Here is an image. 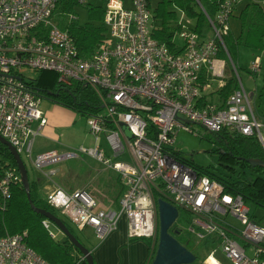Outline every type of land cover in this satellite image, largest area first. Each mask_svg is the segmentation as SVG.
Segmentation results:
<instances>
[{
    "label": "built area",
    "instance_id": "1",
    "mask_svg": "<svg viewBox=\"0 0 264 264\" xmlns=\"http://www.w3.org/2000/svg\"><path fill=\"white\" fill-rule=\"evenodd\" d=\"M59 2L0 0V134L43 175L53 178L57 169L48 167L80 155L57 149L34 153L35 138L48 123L42 109L45 96L21 70H51L66 84L89 85L104 107L87 117L95 144L79 150L117 172L124 189L119 209L96 208L97 199L86 188L69 192L57 186L46 194L47 202L75 227L92 228L100 239L124 216L130 238L155 240L158 192L190 213L187 230L192 240L207 245L203 264H223L220 253L232 264H264V225L251 216L243 196L227 192L221 181L199 172L175 146L181 130L195 132L192 123L212 132L225 128L256 134L264 146V117L257 113L224 40L237 12L247 5L264 7V0H219L213 12L198 0L210 28L202 35L180 11L176 49L153 35L149 0H105L108 36L91 57L80 55L74 36L63 26ZM78 2L88 6V0ZM77 19V13L68 14L69 22ZM222 49L237 76H226V59L219 57ZM261 64L256 55L253 72ZM233 77L236 86L226 101L207 98ZM22 182L18 166L0 165V209L8 207L13 186ZM43 224L53 238L62 233L48 218ZM28 234L0 231V264H55L27 243ZM212 257L216 259L210 261Z\"/></svg>",
    "mask_w": 264,
    "mask_h": 264
},
{
    "label": "trees",
    "instance_id": "2",
    "mask_svg": "<svg viewBox=\"0 0 264 264\" xmlns=\"http://www.w3.org/2000/svg\"><path fill=\"white\" fill-rule=\"evenodd\" d=\"M152 1L149 0L155 19L153 35L166 42L172 49H176L174 38L182 28L179 24L180 11H184L194 21V29L202 35H206L208 28H210L207 16L200 7L198 0H159L155 6ZM200 1L209 12H213L219 0ZM82 7L84 6L80 5L78 0H60L58 5L59 19L61 22H65L63 26L74 36L80 55L91 57L99 44L108 36L109 30L104 24L105 4L88 5L89 20L86 23L80 22V16L79 19L69 22L68 14H79ZM234 18H238L240 22V33L237 35L233 31L231 23V29L224 36V40L233 61L236 63L241 45L255 50H264V7L247 5L240 9ZM219 57L228 58V54L222 49ZM59 78V74L55 71L42 70L37 78H30L31 81L29 82L40 93L52 97L83 116L88 117L103 110V102L93 87L78 82L66 84ZM235 86L234 77L230 78L227 84L219 89L211 99L218 98V100L226 101ZM49 91L54 93L49 94ZM212 133L214 142L219 146L214 151L218 153V165L220 167L200 165L193 159L188 160L184 157L182 159L193 165L199 172L221 181L227 192L241 194L248 205L256 204L264 208V166L254 165L248 161L249 158L264 160V146L259 137L256 134L244 135L238 132H230L225 128ZM0 165L18 166L10 147L1 141ZM30 181L31 197L35 205L50 210L61 217L58 210L47 202L35 180L30 177ZM154 195L157 202L159 198H167L158 192ZM179 209V218L172 226L171 232L194 252V242L187 230V226L191 222V215L186 209ZM251 216L257 220L256 215L252 212ZM46 218L44 214L37 212L32 206L23 182L17 183L12 188L8 207L0 209V231L3 234L6 232L17 234L28 230L27 243L52 263L89 264L86 257L82 258L84 256L82 251L63 232L57 238L50 235L49 230L43 224V220ZM64 221L79 240L88 246L77 234L72 222L70 221L71 225L65 219ZM53 228L56 227L53 226ZM142 238L148 241L151 252L150 259L145 264H152L160 241L159 224L156 240L147 237ZM94 262L97 264L96 259Z\"/></svg>",
    "mask_w": 264,
    "mask_h": 264
},
{
    "label": "rangeland",
    "instance_id": "3",
    "mask_svg": "<svg viewBox=\"0 0 264 264\" xmlns=\"http://www.w3.org/2000/svg\"><path fill=\"white\" fill-rule=\"evenodd\" d=\"M158 1L159 0L152 1L154 6L157 5ZM104 2L105 0H88V5L90 4H93V5L103 4L104 5ZM78 15L80 16L81 23H86L89 20L87 5H85L79 10ZM56 17H58V14H56ZM232 29L237 35L240 33V22L238 18L233 19ZM177 41L181 42V39L177 37ZM256 55L261 56L263 60V65L258 70V72L255 73L253 72V69H252V62ZM225 59L227 62L226 76H230L232 74L237 76V73L232 66L230 58L228 57ZM236 64L238 66L240 76L242 77L247 90L250 93L256 89H257V92H260L262 89V86H264V50H255V49L246 47L244 45H241L239 58ZM21 71L24 72L26 77L28 78H37L40 75L39 70L31 69L28 67L22 68ZM42 101H43L42 108L46 110L45 105H46V102L48 101V98L45 96L42 98ZM87 120H88L87 116H83L82 114H79V121L77 125L68 134L67 139H66L67 142L70 143L69 147L57 149L59 151L71 150L74 152H78L80 156L72 157L62 162L61 164L60 163L54 164L48 167L49 170L52 168H56L57 171H59L58 169L60 167H63L65 172H67L66 176L61 177L60 172H59L57 175L53 176V178L46 177L45 175L42 174L41 171H39L37 168H35L32 165L30 159L26 155H23V158L28 167L31 179L37 176H45L46 178H49V184H55L56 182H60L61 185L66 190H68L69 192H72L75 189L84 186L86 183L90 182L92 178L96 177L97 175L99 176L102 173L100 172L102 169V164L99 163L100 161L98 160L96 161V159L93 158L92 156L83 154L79 150L81 145L86 144V141H85L86 133H87V129L89 128ZM192 126L195 132L192 133L186 130H181L176 135V143H175L176 148L179 149L182 152L183 156L188 160L193 159L196 163L200 165H204V166L220 167L218 165V153L214 151V149L218 148L219 146L214 142L212 131L207 130L204 126L198 123H192ZM196 132H198V134ZM95 142H96V139H95ZM111 173H113L115 177H116V174L118 175V173L113 170H111ZM101 185L103 186L102 190L104 192L99 197H96L94 195L93 193L94 191L92 192L91 187H88V188L86 187V189L91 191L97 199L98 205L96 206V208L119 209V202L117 204L114 203L112 207H109L112 200L116 199V195L120 191L119 187L115 194L114 191H112L113 193L107 192L109 190L106 188V186H108L106 184V181L102 180ZM43 192L45 196V191ZM249 206L251 208L252 214L256 215V219L258 220V222L264 225V208L257 206L256 204H249ZM58 214H60L63 219H65L67 222L70 223V219L68 218L67 215H65L61 211H58ZM74 228L77 234L81 237V239L87 245L89 244L93 245L94 243H98L100 240H102L96 234H94L93 229L89 227L86 229H79L77 227H74ZM89 236L93 237V239L90 240ZM193 242H194L193 250L198 255V260L194 264H201L203 262V259L207 255V250H206L207 245L204 242L198 243L195 240H193ZM219 258L222 260L223 264H232V262L223 253H220Z\"/></svg>",
    "mask_w": 264,
    "mask_h": 264
},
{
    "label": "crops",
    "instance_id": "4",
    "mask_svg": "<svg viewBox=\"0 0 264 264\" xmlns=\"http://www.w3.org/2000/svg\"><path fill=\"white\" fill-rule=\"evenodd\" d=\"M262 65L263 60L261 67ZM215 94L216 92H208L206 96L208 99H211ZM251 94L254 99L257 113L261 117H264V86H262L260 92H257L256 89L253 90ZM47 98L48 101L45 105L46 110L43 108L42 109L45 110V114L48 117V123L42 129H40V133L35 138V153L69 147L70 143H68L66 140L67 136L75 128L79 121L80 113H78L76 110L59 103L52 97ZM34 127L38 128V122L34 123ZM85 141L86 144L83 145L86 146H92L95 143L94 136L91 134L89 128L87 129ZM58 170L59 171H57V174L60 172L61 177L66 176L67 172H65L63 167H60ZM111 170L112 169H109L102 164V169L100 171L102 173L99 176L97 175L96 177L92 178V180L86 183L84 186L77 189L91 187L92 192L94 191V195L99 197L104 192L102 190L103 186L101 185L102 180L106 181V184L108 185L106 186V188L109 190L107 192L113 193L112 191H114L116 194L119 187L120 191L116 195V199H113L109 205V207H112L114 203L117 204L119 202L124 188L119 175L115 173V177L113 173H111ZM32 179L38 184L39 190L42 193L45 191V196L55 187L62 186L60 182L49 184V178H46L45 176H37ZM93 233L95 234L94 230ZM90 236L89 239H93V237ZM88 246L91 248L93 254H95L94 256L97 264H145L150 259L151 254L149 243L145 238L129 237L127 220L124 216L120 217L117 227L113 229L107 237L100 240L98 243H94L93 245L89 244Z\"/></svg>",
    "mask_w": 264,
    "mask_h": 264
},
{
    "label": "water",
    "instance_id": "5",
    "mask_svg": "<svg viewBox=\"0 0 264 264\" xmlns=\"http://www.w3.org/2000/svg\"><path fill=\"white\" fill-rule=\"evenodd\" d=\"M49 91V94H53ZM49 97L48 95H45ZM104 107V105L102 106ZM190 122L189 119H185ZM0 141L7 144L12 150L19 170L22 174V181L27 190L30 202L37 212L44 214L50 219L70 240L82 251L83 255L88 260L89 264H95L94 254L88 246L79 240V238L70 230L62 217L54 212L45 208H40L35 205L31 197V181L30 174L26 162L24 161L17 148L7 138L0 134ZM248 161L254 165L264 166V160L259 158H249ZM158 213H159V226H160V241L153 259L152 264H192L197 260V255L184 245L179 239L171 232V228L177 221L180 215V209L177 205L172 203L166 198L158 199Z\"/></svg>",
    "mask_w": 264,
    "mask_h": 264
},
{
    "label": "bare ground",
    "instance_id": "6",
    "mask_svg": "<svg viewBox=\"0 0 264 264\" xmlns=\"http://www.w3.org/2000/svg\"><path fill=\"white\" fill-rule=\"evenodd\" d=\"M216 258L215 257H212L211 259H210V261H214Z\"/></svg>",
    "mask_w": 264,
    "mask_h": 264
},
{
    "label": "flooded vegetation",
    "instance_id": "7",
    "mask_svg": "<svg viewBox=\"0 0 264 264\" xmlns=\"http://www.w3.org/2000/svg\"><path fill=\"white\" fill-rule=\"evenodd\" d=\"M197 260H198V256H197ZM197 260H196V261H197ZM196 261H195V262H196ZM195 262H194V263H195ZM194 263H192V264H194ZM201 264H203V263H201Z\"/></svg>",
    "mask_w": 264,
    "mask_h": 264
}]
</instances>
